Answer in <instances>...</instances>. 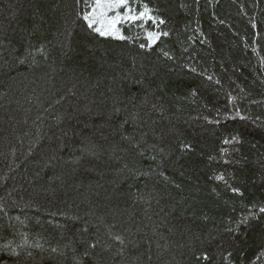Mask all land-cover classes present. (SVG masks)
I'll use <instances>...</instances> for the list:
<instances>
[{"label": "trees", "instance_id": "obj_1", "mask_svg": "<svg viewBox=\"0 0 264 264\" xmlns=\"http://www.w3.org/2000/svg\"><path fill=\"white\" fill-rule=\"evenodd\" d=\"M93 3L0 0V264H264V0Z\"/></svg>", "mask_w": 264, "mask_h": 264}, {"label": "snow or ice", "instance_id": "obj_2", "mask_svg": "<svg viewBox=\"0 0 264 264\" xmlns=\"http://www.w3.org/2000/svg\"><path fill=\"white\" fill-rule=\"evenodd\" d=\"M135 0H94V3L91 5V11L84 13L83 19L87 21V26L95 33H98L103 37H116L119 39H128L122 34L121 25L132 26L137 22H140V25L143 26L144 23L148 21H152L155 23L156 28H159V25L165 23L163 19H157L156 16L153 15V9L150 8L147 4H142L138 6H133ZM139 8V10H137ZM123 9V11H121ZM255 27V25H253ZM147 39L149 41V47L152 44H155L161 36H167V32L160 31H147L146 33ZM141 48H144L145 45L141 44ZM165 56L168 53H164ZM211 80V77H208ZM219 83V81H217ZM195 95V92L192 93ZM235 99V97H233ZM207 120V117H205ZM212 123H218V121H211ZM228 143V141H225ZM184 147L190 148L191 145H184ZM163 152V149H160ZM227 163V161H225ZM163 175V173H161ZM167 179V177H165ZM218 180H224V176L220 175L215 177ZM232 191L235 193H239L240 190L238 188H232ZM259 212L264 214V207L259 209ZM247 218H245V221ZM120 239V237H117ZM94 247V245H93ZM87 255V253H85ZM204 259H208L207 254L203 257Z\"/></svg>", "mask_w": 264, "mask_h": 264}, {"label": "rangeland", "instance_id": "obj_3", "mask_svg": "<svg viewBox=\"0 0 264 264\" xmlns=\"http://www.w3.org/2000/svg\"><path fill=\"white\" fill-rule=\"evenodd\" d=\"M121 11H123V9H121Z\"/></svg>", "mask_w": 264, "mask_h": 264}]
</instances>
